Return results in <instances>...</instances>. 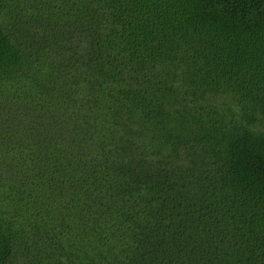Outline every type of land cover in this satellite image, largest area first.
Listing matches in <instances>:
<instances>
[{"label":"trees","instance_id":"1","mask_svg":"<svg viewBox=\"0 0 264 264\" xmlns=\"http://www.w3.org/2000/svg\"><path fill=\"white\" fill-rule=\"evenodd\" d=\"M0 264H264V0H0Z\"/></svg>","mask_w":264,"mask_h":264}]
</instances>
